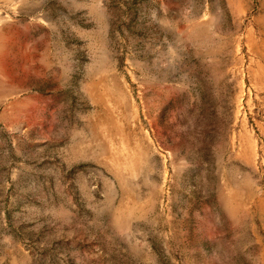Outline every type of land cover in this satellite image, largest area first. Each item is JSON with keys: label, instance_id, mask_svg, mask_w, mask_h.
<instances>
[{"label": "rangeland", "instance_id": "1", "mask_svg": "<svg viewBox=\"0 0 264 264\" xmlns=\"http://www.w3.org/2000/svg\"><path fill=\"white\" fill-rule=\"evenodd\" d=\"M0 264H264V0H0Z\"/></svg>", "mask_w": 264, "mask_h": 264}]
</instances>
